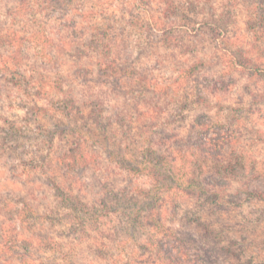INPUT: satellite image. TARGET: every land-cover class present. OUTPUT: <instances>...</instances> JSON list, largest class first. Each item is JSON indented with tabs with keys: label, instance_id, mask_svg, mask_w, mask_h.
Returning <instances> with one entry per match:
<instances>
[{
	"label": "clouds",
	"instance_id": "obj_1",
	"mask_svg": "<svg viewBox=\"0 0 264 264\" xmlns=\"http://www.w3.org/2000/svg\"><path fill=\"white\" fill-rule=\"evenodd\" d=\"M0 264H264V0H0Z\"/></svg>",
	"mask_w": 264,
	"mask_h": 264
},
{
	"label": "rangeland",
	"instance_id": "obj_2",
	"mask_svg": "<svg viewBox=\"0 0 264 264\" xmlns=\"http://www.w3.org/2000/svg\"><path fill=\"white\" fill-rule=\"evenodd\" d=\"M197 224H198V221H197ZM198 226H199V224H198ZM185 237H186V239L192 241L193 244H196V241H195L194 238L192 237L190 231L185 233ZM196 247H197L198 249L200 248V246H199L198 244H196Z\"/></svg>",
	"mask_w": 264,
	"mask_h": 264
},
{
	"label": "trees",
	"instance_id": "obj_3",
	"mask_svg": "<svg viewBox=\"0 0 264 264\" xmlns=\"http://www.w3.org/2000/svg\"><path fill=\"white\" fill-rule=\"evenodd\" d=\"M149 207H150V205H149Z\"/></svg>",
	"mask_w": 264,
	"mask_h": 264
}]
</instances>
